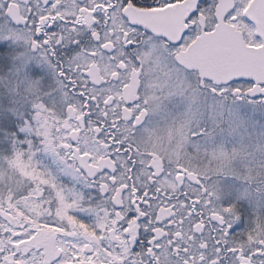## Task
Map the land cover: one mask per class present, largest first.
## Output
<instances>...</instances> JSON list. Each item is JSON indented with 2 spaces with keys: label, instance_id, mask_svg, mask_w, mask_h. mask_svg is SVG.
<instances>
[{
  "label": "snow or ice",
  "instance_id": "6c2138e0",
  "mask_svg": "<svg viewBox=\"0 0 264 264\" xmlns=\"http://www.w3.org/2000/svg\"><path fill=\"white\" fill-rule=\"evenodd\" d=\"M0 264H264V0H0Z\"/></svg>",
  "mask_w": 264,
  "mask_h": 264
}]
</instances>
